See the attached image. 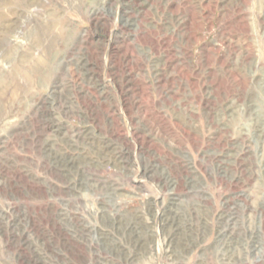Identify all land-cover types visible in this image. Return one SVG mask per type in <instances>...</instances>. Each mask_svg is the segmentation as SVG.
Listing matches in <instances>:
<instances>
[{
  "label": "rangeland",
  "instance_id": "1",
  "mask_svg": "<svg viewBox=\"0 0 264 264\" xmlns=\"http://www.w3.org/2000/svg\"><path fill=\"white\" fill-rule=\"evenodd\" d=\"M0 264H264V0H0Z\"/></svg>",
  "mask_w": 264,
  "mask_h": 264
}]
</instances>
